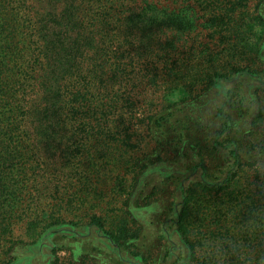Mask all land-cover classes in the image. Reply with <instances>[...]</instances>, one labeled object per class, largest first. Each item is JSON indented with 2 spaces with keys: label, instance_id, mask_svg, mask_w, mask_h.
<instances>
[{
  "label": "trees",
  "instance_id": "obj_1",
  "mask_svg": "<svg viewBox=\"0 0 264 264\" xmlns=\"http://www.w3.org/2000/svg\"><path fill=\"white\" fill-rule=\"evenodd\" d=\"M250 1L0 0V253L4 257L1 248L9 247L8 254L20 242L8 239L16 217L29 218L28 225L36 228L44 197L60 188L55 182L53 190L54 181L62 173L69 175L64 181H70L72 171L80 172L74 164L92 159L91 142L118 140L125 133L122 156L135 147L128 143L140 100L134 94L148 88L165 95L181 88L189 93L166 102L141 122L145 131L156 133L151 135L160 146L167 143L168 134L175 140L192 134L199 147L203 127L182 115L184 99L204 77L207 86L217 77L227 79L230 71L212 68L236 56L239 48L256 53L249 51L257 50L264 34V13L263 6L258 5V14L249 9ZM201 34L210 40L204 51ZM212 45L222 48L216 51ZM179 55L183 59L168 64ZM215 116L225 126L213 135L222 145L221 133L229 130L231 121L223 107ZM17 135L28 142L26 152L16 153ZM226 142L232 144L233 162L219 164L218 172L207 174L220 178L227 169L226 177L214 184L192 181L183 191L178 229L189 245L187 259L198 264H264V141L253 142L246 162V155L238 151L239 140ZM207 148L214 154L208 160L220 157L218 146ZM144 161V157L136 161L137 170L145 167ZM18 169L32 180L30 190L36 192L24 204L18 200L22 199ZM82 173L86 177L84 168L80 183ZM104 232L117 240L113 232ZM128 238L139 235L127 234ZM169 253L167 249L166 258ZM142 254L134 255L142 258ZM182 258L178 254L174 262ZM8 261L0 258L1 264Z\"/></svg>",
  "mask_w": 264,
  "mask_h": 264
},
{
  "label": "rangeland",
  "instance_id": "obj_2",
  "mask_svg": "<svg viewBox=\"0 0 264 264\" xmlns=\"http://www.w3.org/2000/svg\"><path fill=\"white\" fill-rule=\"evenodd\" d=\"M258 5L263 6L264 13V0H251L248 8L258 14ZM200 36L204 51L210 40L205 34ZM212 47L216 51L222 48L219 45ZM249 52L256 53L250 56L239 48L236 56L219 62L212 70L230 71L227 79L217 77L215 84L207 86L204 77L192 88V96L184 99L182 115L195 119L203 127L198 138L199 147L192 134L177 140L168 134L165 138L169 140L160 146L151 135L156 133L145 131L141 122L145 115L166 106V102L178 101L189 93L181 88L165 95L148 88L134 94L140 100L129 127L132 140L128 143L132 142L135 147L122 156L126 149L125 133L118 140L91 142L92 159L74 164L81 168L80 172L85 169L86 177L82 173L80 183V172L72 171L70 181H64L69 175L60 174L61 178L58 177L52 186L54 190L55 182H58L60 188L54 195H46L41 203L40 223L34 228L28 225L29 218L19 220L16 217L14 232L8 239L15 238L20 242L14 244L8 254L9 247L1 248L7 257L0 253V258L9 260L6 264H198L187 259L189 245L178 229L184 189L192 181L214 184L226 177L227 169L220 178L207 177L210 171H219L217 165L233 162L229 152L232 144L226 139L239 140L238 151L246 155L244 162L253 142L264 141V34L257 50ZM182 54L185 55L183 50ZM178 59H183L182 55L171 58L168 64ZM221 107L231 121L229 130L221 133L222 145L213 136L215 130L222 131L225 127L222 118L215 116ZM14 145L17 154L28 148V142L18 135ZM212 145L221 150L220 157L213 161L208 160L214 154L207 148ZM143 157L145 167L137 170L140 165L135 167L136 161ZM18 173L21 175L19 169ZM21 176L22 199L18 200L24 204L36 192L30 190L32 180H26L23 173ZM95 216L101 220L94 221ZM194 219L199 222L197 214ZM98 223H102L101 226ZM104 231L113 232L117 240ZM127 234L139 235V238L125 239ZM167 249L170 252L168 258L165 257ZM140 252L142 258L135 257L134 254ZM178 254L183 256L182 262L175 263Z\"/></svg>",
  "mask_w": 264,
  "mask_h": 264
}]
</instances>
